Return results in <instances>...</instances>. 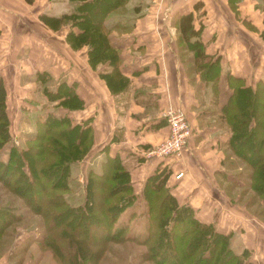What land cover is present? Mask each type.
Here are the masks:
<instances>
[{"label":"trees","instance_id":"trees-1","mask_svg":"<svg viewBox=\"0 0 264 264\" xmlns=\"http://www.w3.org/2000/svg\"><path fill=\"white\" fill-rule=\"evenodd\" d=\"M24 1L32 3V0ZM72 1L77 2L75 12L51 20L67 26L65 40L73 50L82 46L87 48L88 64L92 69H98V75L106 85H121L123 78L119 73L118 53L109 43L106 20L127 0ZM235 1L229 0L228 4L236 17L239 11ZM198 4L201 2H196ZM255 6L262 11L264 23V0H256ZM92 8L96 17L93 21L89 14ZM194 20L196 15L190 11L178 14L174 23L180 39L194 50L196 69L214 96L213 104H217L219 59L204 53L200 41L202 25L195 29ZM242 21L250 31L258 34L264 46V28L258 29L248 21ZM47 23L52 27V23ZM225 82L226 99L219 107L214 105L212 110L230 135L226 146L231 158L226 154L224 161L228 168L239 167L237 175L243 173L245 180H250L245 182L246 187L264 200V159L255 150L245 153L241 149L253 140L264 146V79L245 85L242 78L227 71ZM44 94L48 102L55 103L54 108L35 119L34 132L27 140L33 145L15 149L7 162L0 161V175L9 178L4 183L12 193L36 185L42 187L39 205L31 203L27 195H18L31 213L40 216L44 234L39 242L51 251L56 264H98L100 255L111 242L126 240L144 246L139 259L151 264H252L244 260L246 249L239 254L231 248L229 232L217 230L212 222L200 221L187 202H178L166 184L170 174L167 166H158L142 184L139 195L145 202L146 223L140 233L131 235L128 222L115 226L120 215L134 204L137 197L132 190L128 167L118 156L104 157L99 170L89 167L83 185L84 203L70 205L65 198L69 191V168L72 162L82 160L90 150L92 130L89 120L72 123L67 116L69 111L83 105L72 86L60 82L54 89H45ZM58 108L64 110L62 115L54 114ZM8 126L6 90L0 78V146L10 139ZM242 164L246 167L242 168ZM96 192L102 194L103 204L98 214L94 209ZM19 219L11 208L0 207V237ZM87 221L92 223L90 232L95 234L97 229L101 239L98 236L89 239L78 230V226ZM183 224L186 226L177 231V227ZM175 242L177 244L172 245ZM175 246H178L179 255Z\"/></svg>","mask_w":264,"mask_h":264},{"label":"crops","instance_id":"crops-1","mask_svg":"<svg viewBox=\"0 0 264 264\" xmlns=\"http://www.w3.org/2000/svg\"><path fill=\"white\" fill-rule=\"evenodd\" d=\"M153 1L127 0L120 11H112L106 20L109 43L118 53V68L123 78L121 85L112 87L106 85L98 75V69H92L88 64L85 46L73 50L68 45L65 40L67 26H63V32L60 31L57 39L53 37L58 40L56 41L58 53L54 48L50 50L51 54L33 51L34 54L27 55L28 62L25 64L20 62L27 70L25 74L20 73V69L8 71L0 65V77L13 76L14 72L24 75L23 79L21 76L18 78V84L17 80L14 82V113L16 117L23 119L18 125L27 123L31 112L37 110V104L45 102L46 97L41 93L36 97L37 85L31 76L34 72L47 70L54 78L55 74L58 75L56 85L64 82L72 86L75 95L83 104L80 109L74 111V123L89 120L93 142L91 156L92 159L99 158L97 163H92L95 169L99 170L104 157L118 156L128 167L132 187L137 186L133 183L136 181L139 184L137 187L141 188L145 179L158 166H167L170 168V174L166 184L170 191L172 185L175 190L183 185L185 192L182 190L179 193L184 192L186 201L178 199V202H187L194 213L196 210H211L217 202V196L227 198L230 203H239L233 195L226 192L227 186L224 185L230 181L228 177L234 176L233 170L236 171V168H228L224 161L226 154L230 156V152L225 150L228 149L226 141L230 135L226 126L218 120L217 114L212 110L214 105L219 107L226 99L227 71L242 78L245 85H253L259 78L264 79V46L258 34L250 31L242 21L246 20L262 29L263 13L256 8V0H236L239 14L235 17L228 4L229 0H217L219 1L216 4L217 10L221 11L220 7H223L222 11L230 12L233 20L220 18L217 23L215 21L211 23L210 19L193 21L195 29L202 25L200 41L204 53L219 59L220 75L216 96L218 102L213 104L214 96L196 69L194 50L185 45L180 35L177 37L179 31L174 23V15L176 17L190 11L195 14L196 11L199 12L200 7L207 16V12H211V4L207 3L208 0H188L183 4L185 7L182 11L175 10L168 19L166 15L160 19H144V16L150 15L148 10L157 12ZM196 2L201 4L198 6ZM74 3L77 8V2ZM51 4L52 0H48L43 5L36 6V13H45ZM0 6V15L3 11L5 17L14 16L15 11L27 17H23L24 20L35 18L36 15L30 9L34 7L33 2L29 4L24 0H0ZM167 11L169 13L170 9L165 7L161 12ZM67 13V7L64 11L59 7V15ZM2 19L5 18L0 16V37L3 36L2 29L14 28L13 22L7 25ZM29 21L40 27V21L38 23ZM42 26L46 33L51 31L47 26ZM252 34H256L254 38ZM3 37H8L7 33ZM4 38H0V42ZM252 39L255 40L254 45ZM10 42H12L10 49L13 50L14 36ZM53 42L52 40L51 43ZM179 43H183L185 48L192 52L190 64L195 66L192 75L188 74L181 58L183 54L181 48L184 46L180 48ZM5 46L2 47V43L0 44V52L7 48ZM51 58L52 65L43 62ZM53 70L57 72L54 73ZM169 103L179 106L184 111L192 134L180 157H167L165 161L159 160L160 163L158 162L160 158H149L146 152L167 135V125L162 112ZM42 113L44 114V111ZM237 169L239 171L240 168ZM231 184L238 185L236 181ZM0 264H3L1 259Z\"/></svg>","mask_w":264,"mask_h":264},{"label":"rangeland","instance_id":"rangeland-1","mask_svg":"<svg viewBox=\"0 0 264 264\" xmlns=\"http://www.w3.org/2000/svg\"><path fill=\"white\" fill-rule=\"evenodd\" d=\"M47 1L48 0H32L34 7H31L30 9H32L33 12L36 13V6L43 5ZM187 1L188 0H154L152 3L156 4L155 9H157V12L148 10L150 15L144 16L143 18L160 19L161 16L165 17L166 15V19H168L170 15H172V12H174L175 10H179V12L182 11L185 7L183 4ZM216 1L217 0H208L207 3L211 4V12H207V16H205L206 12L204 14V12L201 11L200 7L199 12L196 11L195 13L196 20L202 21L210 19L211 23H217L218 19L220 18L224 20L226 19L227 21L233 20L230 12L222 11L223 7H220L221 11L217 10L216 4H218L219 1ZM176 3H178L179 5ZM59 7L61 11H64L65 7H67L69 14L75 12L76 5L71 0H52V4L46 8L45 13L37 12L38 14L36 13L35 18H28L25 20L22 18L27 17L21 15L18 11L14 10V16L11 17H9V15L8 17H5V13L3 14V11L1 12L0 16L5 18L2 19V21H5L7 25H11L12 22L14 23V28H10L7 30L2 29L3 36H5L6 33L8 35V37L6 38H4L3 36L0 37L4 38L3 40H1L2 42H0V44L2 43V47L4 45H6L5 47H7L5 48V50L3 48L0 52V54L2 55V59H0V65L2 66V68H7L8 71H14V69L16 71V69H20L19 72L25 74V71L27 70H25L26 68H24L20 62H23V64H25V62H28V54L32 55L35 51H43L51 54L52 52H50V50H52L53 48L56 49L58 53V43L56 42L58 40L56 39L57 35L60 34V31L63 32V26L56 21H52L51 19L59 17L61 18L64 15L58 14ZM165 7L167 9H170L171 13H168V11L166 13H162L161 11L162 9L164 10ZM120 8H122V6L118 7L116 10L120 11ZM50 12L55 13L50 14ZM94 12L95 11L93 10V8L92 10L90 9L89 14L91 15V19L93 18L92 21L96 19ZM29 20L35 23H38V21H40V27L30 22ZM47 22L52 23V27ZM42 25L47 26L51 31L48 30L49 32L46 33L43 30L45 28H43ZM230 26H232V24ZM260 26L261 25H259V27ZM211 29H213V27ZM236 30H238V28ZM243 34H246L245 31H243ZM9 35L11 36V38L14 36L13 50L10 49L12 48V42H10L11 38ZM176 35L177 37H179L180 34L177 32ZM255 35L256 34H252V37L254 38ZM53 37H55L56 39ZM52 40L54 41L53 44L51 43ZM252 40V43L254 45L255 40ZM178 45L180 48L182 47V45L184 46L183 43H179ZM260 45L261 44H259V47H261ZM182 48L181 52L183 54H181V58L187 67L188 74L192 75L195 68V66L190 64L192 52L188 51L185 46ZM53 58H51L50 60H45L43 62H49L51 64V62H53ZM41 67L42 66H40V68ZM53 72L56 73L57 70H53ZM37 73H39V75H37ZM23 74L18 75V72H14L13 76L3 75L2 77H0L2 78V83L6 90V112L9 119L8 129L10 134V139L0 146V161L3 163L9 160V157L13 150H20L25 148L27 145H33L31 144L32 142L28 143L27 140L29 139L28 136L34 132L35 119L44 116L42 113L43 111L45 113L46 111H48V109H53L55 106L54 102H48L46 98L44 103L40 102L39 104H37V110L31 112L30 119L27 121V123L25 122L18 125V123L23 119L16 117L14 113L13 91L15 80H17L16 82L18 84V78L21 76V79H23ZM55 75L56 77L54 78L47 70H42L41 72L37 71L33 73L31 77H33L35 85H37V93L35 94L36 97H39L38 94L40 93L45 96V89H54L56 82L58 81V75ZM42 101H44V99ZM74 111L75 110H71L67 114V116L71 118L72 123H74L75 120ZM54 112V114L56 115H62L64 113V110L58 108V111L55 110ZM241 149H243L242 151H244L245 153H249L250 150H255L264 159V146L262 143H259L256 140L251 141L250 144L243 146V148L241 147ZM225 150L228 153L230 152V149L225 148ZM90 151L91 150L87 152L86 156L82 160L78 162H72L69 168V191L65 194V198L67 202L72 206H79L84 203L83 185L85 181L86 171L89 169V167L95 166L92 163H97L99 159L98 157L92 159V152ZM149 158H160L158 159V162H160L161 160L165 161L167 157L162 158L155 156ZM31 161L34 162V159L32 158ZM244 166L245 165L243 164L241 165L242 168ZM35 168H38V166H35ZM236 171H238V169H236ZM236 171L233 170L232 172L234 173V176L228 177L230 179V183L226 182L224 183V185L227 186L225 188L226 192H228V194L230 195H233L234 198L239 201V203H230L227 198L216 195L217 202L213 205V208L211 210L204 209L203 211L196 210L195 216L202 222H212L216 229L221 232H229L231 234L229 244L234 252L240 254L244 249H246L244 253V260H247V262H250L252 264H264V200L260 195L257 198L256 193L246 187L245 182H249L250 180L247 178L245 180L243 173L241 174L242 177L239 176L240 174H235ZM231 177L232 179L234 178L233 182H231ZM1 178L3 179V181L1 180ZM8 180V177L0 175V207L11 208L14 211L15 215H18L20 219L14 222V224L9 227L6 232L0 237V259L2 260L3 264H6V261H8V264H56L51 251L48 248L44 247L41 242H39L44 234V228L42 226V220L40 219V216L31 213L28 205L25 204L24 201L22 202L19 197V195H27V198H29V201L31 203L35 204L36 202L39 205V200H42V187L36 185L26 191L19 189L18 191H16V193H12L5 187L4 181L7 182ZM234 181L237 182V186H233L231 184H234ZM133 183H135L137 186L139 185L136 181ZM176 184L180 185L179 182H176ZM137 186H134V188L132 187L133 192L137 196L135 197L136 199L134 204L124 210L115 224L116 226L117 224L128 222V231L131 235H134L133 233H140L141 231H143L146 223L145 202L139 195L141 188ZM182 186L183 185H180L178 190H175L174 185H172V191L180 201H186V198L184 196L185 188H183ZM20 190L22 192H20ZM182 190L184 192L180 194L179 191ZM102 208V194L96 192L94 209L97 213L98 210H102ZM130 215L133 216L129 217ZM101 222H104V220H102ZM90 225H92L91 222H84L83 224L78 226V230L89 239L97 236L99 237L100 232L96 231L97 229L94 230L96 232H94L95 234H93V232H90ZM185 226L186 224L179 225L177 227V231H181ZM92 234L93 236H91ZM99 238H102L101 235ZM135 242L136 241L133 240H126L117 243L111 242L105 249V251L100 255V261L98 264H151L150 262L148 263L145 261H140V254L145 250V247ZM176 244L177 243L175 242L172 245ZM175 251L176 254H178V246H175Z\"/></svg>","mask_w":264,"mask_h":264},{"label":"built area","instance_id":"built-area-1","mask_svg":"<svg viewBox=\"0 0 264 264\" xmlns=\"http://www.w3.org/2000/svg\"><path fill=\"white\" fill-rule=\"evenodd\" d=\"M167 125V135L146 152L150 157H180L191 137V127L184 111L176 105L167 104L162 112Z\"/></svg>","mask_w":264,"mask_h":264}]
</instances>
